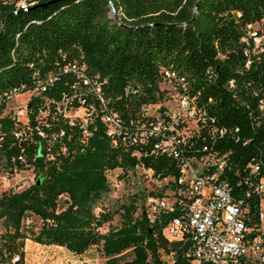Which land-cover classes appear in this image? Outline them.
I'll use <instances>...</instances> for the list:
<instances>
[{
    "label": "trees",
    "instance_id": "1",
    "mask_svg": "<svg viewBox=\"0 0 264 264\" xmlns=\"http://www.w3.org/2000/svg\"><path fill=\"white\" fill-rule=\"evenodd\" d=\"M16 1L0 0V90L28 87L34 74L77 57L89 72L105 78L102 88L108 104L126 114L159 98L161 71L171 66L186 75L189 90H198L207 112L227 127L216 146L229 150V182L236 185L247 174L243 167L249 159L257 164L250 177L264 175V47L252 49L246 27L257 23V29L264 31L260 25L264 0H25L23 5ZM109 1L120 11L118 20L108 15ZM61 80L46 94L56 96ZM39 101L32 96L28 107ZM2 129L0 152H17V146H8L6 121ZM25 150L34 164L35 179L19 190L0 191V264H24L25 238L74 253L99 244L102 264H209L193 263L183 252L186 242L163 237L161 227L169 214L149 220L141 189L118 203L117 227L95 229L112 214L105 206L97 216L93 213L109 189L104 168L133 162L110 144L101 125L73 154L32 160L33 145ZM143 160L155 171L175 172L167 156ZM233 187L255 210L257 196L245 194L244 182ZM24 213L38 220L25 224ZM160 250L172 251V260L162 259Z\"/></svg>",
    "mask_w": 264,
    "mask_h": 264
},
{
    "label": "built area",
    "instance_id": "2",
    "mask_svg": "<svg viewBox=\"0 0 264 264\" xmlns=\"http://www.w3.org/2000/svg\"><path fill=\"white\" fill-rule=\"evenodd\" d=\"M248 36L253 50L264 47V31L257 26L248 30ZM34 76L28 87L0 90V146L6 121L8 146L18 147L13 154L0 152L1 186H6L2 190L16 191L34 181L36 171L27 160L26 145H33L32 160L73 154L99 124L110 144L133 158L127 165L104 168L108 190L132 184L143 186L139 188L143 191L151 186L142 200L146 217L153 220L169 214L161 233L168 241L186 242L183 252L193 263L264 264V175L250 177L257 164L249 159L243 167L247 174L236 185L229 182V150L216 146L227 127L207 112L205 103L198 100V90H189L185 74L165 66L159 98L142 102L126 114L108 104L102 88L105 78L89 72L77 57ZM61 77L57 95H47ZM22 93L25 97L17 101ZM32 96L40 100L34 108L28 107ZM262 104L260 99L259 107ZM157 155L169 157L175 172L155 171L144 163V157ZM23 171L30 172L29 181ZM241 180L245 194L257 196L255 210L234 192L233 186ZM104 206L102 201L95 204L94 215ZM33 220L38 219L30 213L22 216L25 224ZM95 229L104 232L106 227L101 224ZM166 256L171 261L172 251Z\"/></svg>",
    "mask_w": 264,
    "mask_h": 264
},
{
    "label": "rangeland",
    "instance_id": "3",
    "mask_svg": "<svg viewBox=\"0 0 264 264\" xmlns=\"http://www.w3.org/2000/svg\"><path fill=\"white\" fill-rule=\"evenodd\" d=\"M25 0H17V5H23ZM110 9L108 11V15L113 17L115 20H118V16L120 15V11L111 10V2H108ZM264 29V24H260ZM257 23L247 24L248 30L251 28H255ZM25 97V93L19 95L17 101L19 99H23ZM16 102V100H14ZM13 101V102H14ZM11 102V103H13ZM22 174L26 176V179L29 181L30 172L23 171ZM3 180L0 177V191L6 186H1ZM143 186H134L132 184L119 186L115 191L108 190L103 197L101 198L102 202L105 204V209L112 211L111 217L109 220L105 221L103 225L107 227H117L120 223V216L118 203L123 199L127 198L129 194ZM149 190H151V186H147L145 190L142 192L146 194ZM62 196L58 199V206H62ZM0 230H3L2 223L0 220ZM23 262L24 264H102L103 256L100 250L99 244H91L86 249H84L80 253H74L67 248L56 245V244H42L35 242L30 238H25L23 242ZM161 258L165 261L168 260L166 254L160 250Z\"/></svg>",
    "mask_w": 264,
    "mask_h": 264
},
{
    "label": "water",
    "instance_id": "4",
    "mask_svg": "<svg viewBox=\"0 0 264 264\" xmlns=\"http://www.w3.org/2000/svg\"><path fill=\"white\" fill-rule=\"evenodd\" d=\"M113 9L112 5H111V10ZM38 181V178L36 177V182Z\"/></svg>",
    "mask_w": 264,
    "mask_h": 264
}]
</instances>
